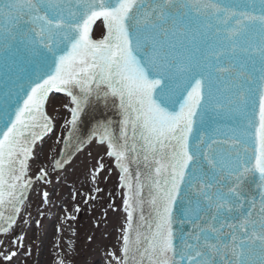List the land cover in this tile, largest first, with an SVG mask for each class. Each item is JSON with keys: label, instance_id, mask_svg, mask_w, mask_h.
I'll list each match as a JSON object with an SVG mask.
<instances>
[{"label": "water", "instance_id": "1", "mask_svg": "<svg viewBox=\"0 0 264 264\" xmlns=\"http://www.w3.org/2000/svg\"><path fill=\"white\" fill-rule=\"evenodd\" d=\"M63 93L51 171L123 172L114 264H264V0H0V231Z\"/></svg>", "mask_w": 264, "mask_h": 264}, {"label": "rangeland", "instance_id": "2", "mask_svg": "<svg viewBox=\"0 0 264 264\" xmlns=\"http://www.w3.org/2000/svg\"><path fill=\"white\" fill-rule=\"evenodd\" d=\"M45 110L51 131L34 146L27 175L36 174L15 224L0 234V264H114L118 258V176L106 146L91 140L60 171H51L61 126L63 95Z\"/></svg>", "mask_w": 264, "mask_h": 264}, {"label": "bare ground", "instance_id": "3", "mask_svg": "<svg viewBox=\"0 0 264 264\" xmlns=\"http://www.w3.org/2000/svg\"><path fill=\"white\" fill-rule=\"evenodd\" d=\"M45 114H46V119H47V122H48V126H49V125L51 126V119H50V117L48 116L47 113H45ZM48 131H49V127H48L47 130H45V132L47 133ZM40 139H41V137H38V136H37L36 138L33 139V141H32V145H31V149H30V153H29V157H28V161H27V164H28V162H29V159H30L31 156H32V153H33V150H34V146H35V144H36ZM89 141H90V140H88L84 145L81 146V151L83 150L84 146H85ZM104 146H105V145H104ZM81 151H79V152H75V153H71V154H70L71 156L69 155L68 161H69L73 156L78 155ZM68 161H67V163H68ZM67 163H64V164L58 165V171H60L61 168H63ZM26 168H27V165H26ZM24 175H27V170H26V169H25V173H24ZM33 183H34V178H32L31 186L33 185ZM21 211H22V210H21ZM20 213H21V212H20ZM20 213H19V215H20ZM19 215H18V216H19ZM18 216H17V218H18ZM17 218H16V219H17ZM16 219H15V221H16ZM15 221H14V223L12 224V226L15 224ZM12 226H11V227H12ZM11 227H10V228H11ZM10 228L0 231V234L8 232V230H9Z\"/></svg>", "mask_w": 264, "mask_h": 264}]
</instances>
